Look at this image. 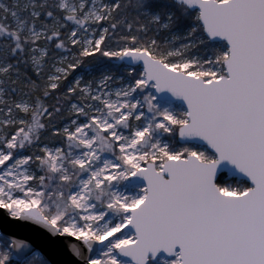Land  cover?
<instances>
[{"label":"snow or ice","instance_id":"obj_1","mask_svg":"<svg viewBox=\"0 0 264 264\" xmlns=\"http://www.w3.org/2000/svg\"><path fill=\"white\" fill-rule=\"evenodd\" d=\"M0 220L58 264H264V0H0Z\"/></svg>","mask_w":264,"mask_h":264},{"label":"water","instance_id":"obj_2","mask_svg":"<svg viewBox=\"0 0 264 264\" xmlns=\"http://www.w3.org/2000/svg\"><path fill=\"white\" fill-rule=\"evenodd\" d=\"M0 232H4L5 234L14 232L19 238L26 239L32 245L33 249L39 252L45 259L49 260L50 264H58L60 258L56 257L51 247L48 246L47 234L35 228V226H13L0 220ZM60 243H63V241L61 240ZM160 253L169 256L163 250ZM149 256L151 258V254Z\"/></svg>","mask_w":264,"mask_h":264},{"label":"rangeland","instance_id":"obj_3","mask_svg":"<svg viewBox=\"0 0 264 264\" xmlns=\"http://www.w3.org/2000/svg\"><path fill=\"white\" fill-rule=\"evenodd\" d=\"M5 3H10V0H4ZM220 43H225L223 41H220ZM87 74V69H81L80 72L77 73V75L79 74ZM178 103V102H177ZM179 104V103H178ZM171 259H174V256H172L171 258L170 257H166V255H163L162 253H158V255L156 256L155 259H149V261L147 262V264H164V261L165 260H168L170 261Z\"/></svg>","mask_w":264,"mask_h":264},{"label":"bare ground","instance_id":"obj_4","mask_svg":"<svg viewBox=\"0 0 264 264\" xmlns=\"http://www.w3.org/2000/svg\"><path fill=\"white\" fill-rule=\"evenodd\" d=\"M172 256H170V258H171Z\"/></svg>","mask_w":264,"mask_h":264}]
</instances>
